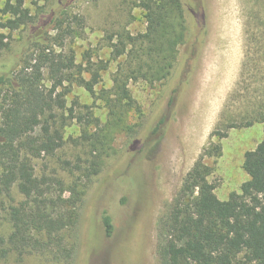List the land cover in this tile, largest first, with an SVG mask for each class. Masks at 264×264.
Here are the masks:
<instances>
[{
    "label": "rangeland",
    "instance_id": "obj_1",
    "mask_svg": "<svg viewBox=\"0 0 264 264\" xmlns=\"http://www.w3.org/2000/svg\"><path fill=\"white\" fill-rule=\"evenodd\" d=\"M58 2L25 0V6L34 17L45 18ZM4 4L0 0V10ZM183 5L187 38L177 47L172 75L164 80L132 78L134 107L115 118L108 98L118 100L114 79L122 64L129 66L128 53L134 48L115 59L108 38L120 31L139 37V58L133 62V69L138 68L148 59L149 44L140 38L147 31L146 13L131 0H69V11L84 19L82 34L55 47L73 53L82 68L91 54L100 81L95 94L78 82L67 84L66 106L86 120H99V126L70 120L63 129V147L34 164L39 176H56L67 185L79 179L87 187L79 262L159 264L158 218L211 145L222 146V155L206 160L220 200L239 193L249 179L243 168L245 154L264 140V0H183ZM6 18L0 13V24ZM29 30L0 29L12 43L0 57V75L37 56V46L25 45ZM49 34L52 38L57 33ZM92 75L84 72L83 77L90 80ZM45 84L51 85L48 80ZM93 164L100 170L96 176H90ZM105 213L113 221L111 237L105 232ZM0 231L9 235V223L3 221ZM0 264L54 263L32 254L11 255Z\"/></svg>",
    "mask_w": 264,
    "mask_h": 264
},
{
    "label": "trees",
    "instance_id": "obj_2",
    "mask_svg": "<svg viewBox=\"0 0 264 264\" xmlns=\"http://www.w3.org/2000/svg\"><path fill=\"white\" fill-rule=\"evenodd\" d=\"M58 3L45 12V18L34 17L25 0H5L0 10L8 17L0 29L15 32L30 28L25 45L27 42L37 46L38 53L27 59L26 66L0 75V225L6 221L11 228L9 235L0 231L3 260L11 255L23 258L36 254L54 264H87L85 260L79 262L80 223L87 187L79 179L67 185L56 176H39L34 164L37 159L54 156L63 147V129L70 120L85 123V116L67 109V84L78 82L95 94L100 81V68L95 69L91 54L87 56V67L82 68L73 53H62L55 47V43L81 35L84 26V19L69 11V0ZM131 3L146 13L147 31L140 38L149 44L148 59L133 69V62L139 58V37L126 31L109 35L115 59L125 57L129 47L134 48L128 53L129 66L122 64L114 79L118 100L108 98L115 118L123 117L134 107L129 90L131 79L136 75L168 79L177 62V47L187 38L183 0ZM50 30L57 33L52 38ZM11 46L7 36L0 33V57ZM84 72L93 74L90 80L83 77ZM67 112L69 115L65 116ZM86 121L99 126L97 119ZM120 121L123 122L117 120L118 125ZM163 124L164 119L159 126ZM83 137L91 138L88 134ZM220 155L221 145L208 147L159 216V264H264V140L245 154L243 168L249 179L239 193H232L226 201L217 197L216 187L210 182L212 167L206 162L207 158ZM99 172L93 164L89 175ZM102 220L107 237H111V216L105 213Z\"/></svg>",
    "mask_w": 264,
    "mask_h": 264
},
{
    "label": "bare ground",
    "instance_id": "obj_3",
    "mask_svg": "<svg viewBox=\"0 0 264 264\" xmlns=\"http://www.w3.org/2000/svg\"><path fill=\"white\" fill-rule=\"evenodd\" d=\"M232 14V13H231ZM229 25H231V24H229ZM230 29V28H229ZM231 33V32H230ZM234 33V32H233ZM228 38V37H227ZM230 40H231V38H229ZM230 56V55H229ZM229 58V57H228ZM228 67H229V65H228ZM213 78H215V77H213ZM220 88V87H219ZM216 89V88H215ZM210 101H212V100H210ZM211 104V103H210ZM212 109V108H211ZM209 114V113H208ZM207 124V123H206ZM205 129V128H204Z\"/></svg>",
    "mask_w": 264,
    "mask_h": 264
}]
</instances>
